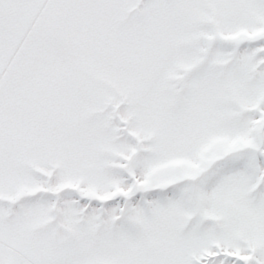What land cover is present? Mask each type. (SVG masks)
Wrapping results in <instances>:
<instances>
[{
  "label": "snow or ice",
  "instance_id": "6c2138e0",
  "mask_svg": "<svg viewBox=\"0 0 264 264\" xmlns=\"http://www.w3.org/2000/svg\"><path fill=\"white\" fill-rule=\"evenodd\" d=\"M0 264H264V0H0Z\"/></svg>",
  "mask_w": 264,
  "mask_h": 264
}]
</instances>
